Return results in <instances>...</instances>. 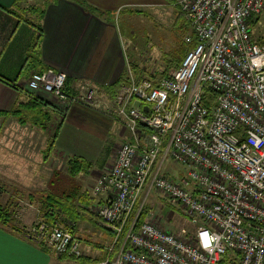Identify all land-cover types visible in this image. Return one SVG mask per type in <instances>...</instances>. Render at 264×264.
Returning <instances> with one entry per match:
<instances>
[{
    "label": "built area",
    "instance_id": "obj_1",
    "mask_svg": "<svg viewBox=\"0 0 264 264\" xmlns=\"http://www.w3.org/2000/svg\"><path fill=\"white\" fill-rule=\"evenodd\" d=\"M190 46L178 69L156 86L121 84L108 109L128 140L91 189V207L109 238L104 258L85 263L83 241L69 221L33 223L27 241L71 264H264V45L250 23L264 19V0H182ZM66 75L32 73L26 89L68 105L100 108L86 83L66 95ZM215 96L210 111L205 93ZM185 167L173 179L166 162ZM178 206L195 232L158 225L149 195ZM21 219V218H20ZM23 221V220H22ZM21 220L18 222H22ZM63 223V224H61Z\"/></svg>",
    "mask_w": 264,
    "mask_h": 264
},
{
    "label": "crops",
    "instance_id": "obj_2",
    "mask_svg": "<svg viewBox=\"0 0 264 264\" xmlns=\"http://www.w3.org/2000/svg\"><path fill=\"white\" fill-rule=\"evenodd\" d=\"M48 1L44 2L45 13L40 21L38 33L33 26L38 24V18L36 16L32 19L31 16L34 14L32 10L39 8V0H0V149H3L5 143H9L10 146L15 141L20 142L21 139L14 134L19 125L27 128L32 137L30 145L32 149L38 150L39 157H46V153L55 154V151L61 153L62 143L67 139L65 132L68 130L65 127L69 121H74L82 127H86V124L98 127L111 122L110 132L118 133L122 140H126L127 132L123 127L116 130L113 119L105 111L112 107L111 87L119 82L130 63L115 20L122 14L140 15L144 10L177 11L181 15L177 5L182 0H52L49 3ZM94 9L109 15L105 14L99 18L90 12ZM7 11H12V14ZM37 37L40 38L38 62L31 67L28 54ZM46 69H53L66 75L69 84L66 93L69 97L76 95L78 85L81 83L92 86L97 91L95 100L100 103V108L81 103L68 105L43 91H28L26 83L29 76ZM28 97L34 98L31 100L36 102L34 109L51 114V121L59 122L57 117L63 119L57 138L50 148L46 139L48 130L38 124L39 117L32 115L26 124L20 125L16 118L9 114L17 105L30 101ZM42 119L45 122V116H42ZM55 122H50L49 125ZM33 123L38 125L35 126ZM28 140L30 141V137ZM109 150L111 151V148L108 147L105 155H108ZM92 204L91 207L98 202L92 200ZM91 207L89 203L83 206L81 212H88L79 214V217L94 219L96 222V217L89 211ZM31 225L29 219L27 223L17 222L13 227L0 224V235L12 242L5 241L0 244V264H17L24 259L32 261L33 264L72 263L71 259L57 258L48 249L24 239L23 233ZM77 227L69 230L79 237ZM96 234L99 242L94 244L80 238L83 247L86 244V247L91 246L93 249L88 251L85 247L87 257L83 260L86 262L104 258L103 248L109 236L105 231Z\"/></svg>",
    "mask_w": 264,
    "mask_h": 264
},
{
    "label": "rangeland",
    "instance_id": "obj_3",
    "mask_svg": "<svg viewBox=\"0 0 264 264\" xmlns=\"http://www.w3.org/2000/svg\"><path fill=\"white\" fill-rule=\"evenodd\" d=\"M44 2L45 0H39L38 7L42 8ZM142 12L140 15L122 14L115 20V25L122 35L128 62H133L149 74L161 73L165 69L166 62L176 60L187 50L188 45L185 43V38L190 35V30L182 14L179 15L177 11L144 10ZM21 15L27 17L25 14ZM35 17L36 15L31 16L32 19ZM251 35L256 42H264V19L259 18L255 22V26L251 28ZM105 111L109 114L108 110ZM68 123L65 127L68 132H65L67 139L62 143V154L55 151V154L46 153V157H39L38 150L32 149V145H30L32 137L27 128L24 129L19 125L14 134L19 140L21 139L20 142L15 141L10 146L9 143H5L3 149H0V201L3 204L9 199L17 202L14 210L16 223L18 220L27 223V219H29L33 224L36 221L44 220L39 213V204H31L28 200V193L36 195L45 192L53 173L65 174L68 161L72 159L83 160L93 166V169L88 173H81L76 178L82 185V190L86 192L89 207H91L93 204L90 193L95 179L105 167L111 165L120 144L128 140V137L126 140H122L118 133L110 132L111 122L109 124L106 122L98 127L87 124L86 127H82L75 124L74 121ZM113 123L116 130L122 128L119 122L113 120ZM55 124L48 125L46 139L49 140L52 136ZM114 144L116 146L113 147ZM108 147L111 148V151L109 150L108 155H105V150ZM165 169L173 179L180 180L186 174L184 166L169 161L166 162ZM146 206L154 210V215L158 217V225L166 231L173 234H178L182 229L188 233L195 232L191 221L178 206L157 196L154 192L149 195ZM89 211L92 212L91 209ZM83 213L80 211L79 214ZM76 227L80 235H78L79 238L82 237L81 239L93 244L99 242L96 233L104 232L98 227L97 220L95 222L94 219L85 217L78 218V222L74 223V228ZM81 247L82 250H85L86 244ZM86 249L93 251L91 246ZM84 253L86 252L84 251Z\"/></svg>",
    "mask_w": 264,
    "mask_h": 264
},
{
    "label": "trees",
    "instance_id": "obj_4",
    "mask_svg": "<svg viewBox=\"0 0 264 264\" xmlns=\"http://www.w3.org/2000/svg\"><path fill=\"white\" fill-rule=\"evenodd\" d=\"M52 1L49 0L48 3ZM83 3L81 4V6ZM34 12L33 15H36L38 18V24L33 25L38 33L40 32V21L42 20V17L45 13V6L42 9L35 8L32 10ZM8 13L12 14V11H7ZM92 14L94 13L95 16L101 18L103 15H109L108 13H103L101 11H98L96 9L90 11ZM257 20L253 21V23H250V33L251 28L255 26V22ZM40 44V38L34 39L32 46L30 48L28 57L31 60L30 64L31 67L34 66L36 62H38V46ZM261 45H264V42L259 43ZM190 46H188L187 50L184 51L176 60L174 61H168L165 63V69L161 73H152L149 74L148 72L142 70L138 65L134 64L133 62H130L128 64L127 71L120 77L119 82L112 86V96L115 97L118 88L121 84H126L129 81V74L132 75L136 83H139L142 78L149 79L154 86L157 85V83L168 74L169 71L176 70L181 65L186 53L189 51ZM42 71V70H41ZM34 72V73H39ZM68 81L66 80V90L68 89ZM67 95V93H66ZM30 101H27L24 104L17 105L9 114L16 118V120L19 122L20 125L26 124L28 122L27 120H30V117L32 115L39 117L38 124L43 129H48V125L51 121V114L42 112L40 109H34V106L36 104L35 101H31L34 98L28 97ZM215 96L211 93H205L204 97L202 98V105L205 109L208 111L211 110L213 107ZM41 114V117H40ZM27 115V118H26ZM42 116H45V122L42 119ZM58 123L55 124L54 132L52 136L50 137L49 141V147H52L57 135L61 128V122L63 119L57 117ZM35 126H37V123H33ZM92 164L83 160L79 159H72L68 161V168L67 172L65 174L54 172L52 175V178L49 182L48 189L45 192H42L41 194H32L28 193V200L31 204L37 203L40 206L39 213L42 215V218L45 220V222L54 224L56 222L61 221H72L76 222L79 218V213L82 211L83 206H86L88 204V199L86 192L82 190V185L79 183V181L76 180L78 175L81 173H88L91 170ZM18 193V191H15V193ZM14 193V194H15ZM35 199H33L34 197ZM17 206V202L15 203L12 201V199H9L4 204L0 201V224L4 225L6 227H13L16 225V222L14 220V210ZM83 259H80L79 263H85Z\"/></svg>",
    "mask_w": 264,
    "mask_h": 264
},
{
    "label": "snow or ice",
    "instance_id": "obj_5",
    "mask_svg": "<svg viewBox=\"0 0 264 264\" xmlns=\"http://www.w3.org/2000/svg\"><path fill=\"white\" fill-rule=\"evenodd\" d=\"M5 241H8V238L3 235H0V244H3ZM8 242L12 243L11 241H8ZM17 264H33V262L30 260L24 259V260L18 261Z\"/></svg>",
    "mask_w": 264,
    "mask_h": 264
}]
</instances>
